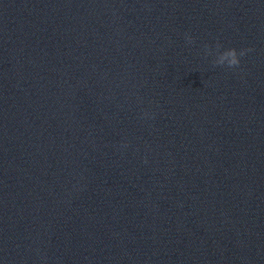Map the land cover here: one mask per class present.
I'll return each instance as SVG.
<instances>
[{"label": "clouds", "instance_id": "obj_1", "mask_svg": "<svg viewBox=\"0 0 264 264\" xmlns=\"http://www.w3.org/2000/svg\"><path fill=\"white\" fill-rule=\"evenodd\" d=\"M189 41H191V37L188 38ZM218 46L222 47L219 43H217ZM249 51V49H245L243 51L238 52L235 48H229L223 51L221 54V57L218 61H215L214 63L216 65H225L227 64L228 67H236L240 64V57L245 55L246 52Z\"/></svg>", "mask_w": 264, "mask_h": 264}]
</instances>
